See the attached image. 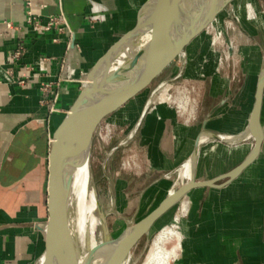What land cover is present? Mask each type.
<instances>
[{"label":"crops","instance_id":"1","mask_svg":"<svg viewBox=\"0 0 264 264\" xmlns=\"http://www.w3.org/2000/svg\"><path fill=\"white\" fill-rule=\"evenodd\" d=\"M143 1L0 0V264H32L38 256L41 227L48 216L54 128L77 99L94 63L123 31L128 16L134 19ZM96 13L102 19L92 24L89 17ZM51 17L60 22L45 29ZM195 40L189 64L200 48L193 53ZM248 86L249 80L231 98L221 97L199 128L180 123L175 107L162 104L148 112L128 142L130 164L123 188L106 196L105 212L134 215L146 210L153 199L166 196L162 194L165 173L174 172L170 138L174 120L196 135L192 153L202 132L225 136L226 141L201 142L197 180H213L238 167L252 151L253 141L233 142L229 137L245 134L256 90L255 86L251 93ZM136 118L124 115L126 132ZM261 124L264 135V99ZM250 180L256 196L247 193L242 200L227 196L221 205L208 209L212 220L204 216L187 220L183 227L192 225L198 235L187 234L183 260L176 264H264V136L258 158L236 180L221 188H196L187 196L219 195ZM230 200L248 207V214L247 209L226 206Z\"/></svg>","mask_w":264,"mask_h":264},{"label":"water","instance_id":"2","mask_svg":"<svg viewBox=\"0 0 264 264\" xmlns=\"http://www.w3.org/2000/svg\"><path fill=\"white\" fill-rule=\"evenodd\" d=\"M232 0H221L206 21H201L202 0H178L158 14V0H144L132 20L129 15L125 28L108 46L96 66L109 70L119 95V107L124 115H137L133 127L127 132V140L136 135L144 117L159 105L174 108L180 98L189 64L190 50L196 37L210 25ZM102 17L93 14L89 21L97 23ZM174 73L166 75L172 62ZM92 74L90 71L88 77ZM166 76L151 89L158 79ZM92 91V90H91ZM84 88L62 120L61 135L54 133L48 164L47 210L43 221L41 247L32 264H123L141 239L149 234L156 222L180 203L196 188H221L236 180L237 168L213 180H197L196 166L201 142L207 138L222 141L218 134L202 132L191 156L192 170L189 180L180 185L161 201L153 199L146 210L134 215L121 216L118 212L107 213L100 209L101 241L87 252L82 248L68 251L64 247L65 181L69 159L63 157V149L78 115V103L89 92ZM264 99V68L258 78L253 107L245 131L253 141L250 153L252 165L258 158L263 141L261 110ZM129 144V143H128ZM56 161V162H55ZM132 163V162H131ZM224 180L222 183L218 181ZM115 218L118 220L115 222Z\"/></svg>","mask_w":264,"mask_h":264},{"label":"rangeland","instance_id":"3","mask_svg":"<svg viewBox=\"0 0 264 264\" xmlns=\"http://www.w3.org/2000/svg\"><path fill=\"white\" fill-rule=\"evenodd\" d=\"M216 21L215 28L208 26L196 37L193 53L198 47L200 48L190 60L180 94L185 102V108L179 105L178 99L174 108L178 121L191 128H199L202 121L206 119L210 107L221 97L231 98L247 80H249V90L253 93L258 75L264 68V0L231 1L218 14ZM198 60L200 61L198 64L200 65L199 77L195 78L198 75ZM176 63L177 60L167 68L166 75L170 78L174 73L172 66ZM164 78L166 79V76L158 79L151 89L155 88ZM182 124L174 120L170 133L174 148L171 165L174 170L192 153L196 138V135ZM126 139L124 111L122 107H119L118 101L116 106L109 108L102 116L90 155L96 190L103 207L106 196L108 197L109 193H115L114 188L117 192L123 188L128 164H130V157L127 153L129 144ZM123 140L125 142L121 143ZM177 178L176 172L166 171L167 181L162 185L163 195L170 185L174 190L180 186ZM247 193L256 196L252 180L236 185L219 195L201 194L199 196L196 192L186 196L162 216L149 234L141 239L132 251L130 264L142 263L152 239L162 227L178 219L182 231L181 245L186 246L183 241L188 233L192 235L195 232L194 234L198 235L196 233L198 229L196 230L192 225H189L188 229L183 227L187 224V220H197L202 216L212 220L207 212L211 209L210 207L221 205L227 196L242 200L244 194ZM225 205L237 210L247 209L248 214V207L240 202L230 200ZM262 218L264 220V216ZM178 259L183 260L182 246ZM171 264H176V261Z\"/></svg>","mask_w":264,"mask_h":264},{"label":"bare ground","instance_id":"4","mask_svg":"<svg viewBox=\"0 0 264 264\" xmlns=\"http://www.w3.org/2000/svg\"><path fill=\"white\" fill-rule=\"evenodd\" d=\"M176 1L178 0H158V14L161 15L163 11ZM220 1L202 0L201 21H206L210 17ZM216 18L209 26L216 27ZM97 61L92 66L90 70L92 74L87 78V82L84 85V88L92 91L86 94L78 103V115L62 153L63 157L69 159V168L65 181L66 206L63 230L64 247L68 251H77L82 248L87 252L102 239L100 209H104V207L97 194L90 155L94 138L100 128L102 116L109 108L117 105L119 95L110 71L103 66H96ZM178 102L181 107L185 108V102H183L181 96L178 98ZM67 115L68 113L63 119ZM58 123L59 125L54 128L53 135L54 133H59L60 135L62 133L63 129L60 127L62 121ZM242 139H247L246 135L232 137L230 141L237 142ZM52 141L55 140L52 139ZM123 142L125 140L121 143ZM250 153L237 168L240 174L249 166ZM191 170L190 154L174 170V173L176 172L178 175L177 182L180 185L189 180ZM173 191L174 189L170 185L164 195H168ZM181 243L182 231L178 219H176L174 223L162 227L154 236L141 264H171L175 262L179 256ZM131 260L132 253H130L123 264H130ZM40 263L41 259L38 264Z\"/></svg>","mask_w":264,"mask_h":264},{"label":"built area","instance_id":"5","mask_svg":"<svg viewBox=\"0 0 264 264\" xmlns=\"http://www.w3.org/2000/svg\"><path fill=\"white\" fill-rule=\"evenodd\" d=\"M59 22H60V18L51 17L48 24L45 26V29H51L53 26L57 25Z\"/></svg>","mask_w":264,"mask_h":264}]
</instances>
